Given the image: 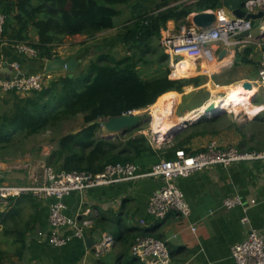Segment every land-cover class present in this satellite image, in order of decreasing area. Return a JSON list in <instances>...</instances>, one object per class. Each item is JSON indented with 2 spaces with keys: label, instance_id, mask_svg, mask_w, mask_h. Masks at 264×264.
I'll return each mask as SVG.
<instances>
[{
  "label": "trees",
  "instance_id": "16d2710c",
  "mask_svg": "<svg viewBox=\"0 0 264 264\" xmlns=\"http://www.w3.org/2000/svg\"><path fill=\"white\" fill-rule=\"evenodd\" d=\"M122 6L135 7L122 27L120 43L127 52L125 57L119 60L100 58L82 68L79 77L73 74L70 78L66 73L40 91L25 95L12 91L0 97L1 152L20 145L22 141H17L20 138L53 131L79 115L83 126L57 140L47 159V166L65 173L87 172L94 175L108 165L130 163L147 171L161 159L173 160L176 151L194 154L203 150L191 151L187 146L194 138L210 133L203 129L218 121L215 116L198 119L196 115H187L186 121L191 125L182 130V134L174 135L172 140L188 133L178 140V144L165 149H156L148 136L138 133L146 125L143 121L123 134L110 137L103 136L98 121L145 110L166 93H182L184 87L203 85L204 76L168 77V56L160 44L161 34L170 21L184 25L190 14L221 7L219 0H0V14L5 17L1 42L27 44L36 52V56L29 59L30 63L38 62L42 66L46 61L59 58L57 49L67 39L75 36L93 39L114 29L115 18L120 15ZM256 24L252 21L253 27ZM31 32L34 40L31 39ZM158 49V60L166 63L165 69L154 62L158 65L157 70L149 78H143L140 67H147L148 62L143 58L147 54L157 55ZM254 50L251 45L236 51L232 67L255 66L252 58ZM204 100L194 101L196 105L191 110L201 107ZM242 111L249 113V107L242 106L239 112ZM42 201L47 202L46 207L48 201L30 194L20 195L11 199L6 210L0 212V264H21L24 261L28 250L27 239L41 227ZM134 217L135 212L123 204L116 217L94 219L88 235L91 236L97 229H110L118 243L131 247L137 236H151L142 227L125 224L126 220ZM121 262L135 264L137 261L131 257L127 261L123 258Z\"/></svg>",
  "mask_w": 264,
  "mask_h": 264
},
{
  "label": "built area",
  "instance_id": "2783aa9c",
  "mask_svg": "<svg viewBox=\"0 0 264 264\" xmlns=\"http://www.w3.org/2000/svg\"><path fill=\"white\" fill-rule=\"evenodd\" d=\"M243 10L251 14L264 13V0H246ZM203 12L215 15V21L211 27L200 29L189 20L181 25L176 33L162 31L161 46L168 56V77L170 79L186 78L176 74L178 66L186 58L193 64L195 74H204L211 79L214 73L210 67L220 61L217 58L219 51L227 49L228 53L225 57L231 59L228 65L219 69L222 70L233 65L236 51L251 45L261 47L264 43L263 40L256 39L253 35L254 27L251 20L233 17L223 7ZM4 20V15L0 14V43H3L1 37ZM256 23H258V32L263 35L264 16ZM12 46L16 53L28 59L36 56V52L25 43H15ZM217 49L219 51H216ZM5 63L0 54V97L12 91L20 95L40 91L52 78V73H46L44 70L39 73L23 74L17 63L10 64L11 75L6 76L4 74ZM248 82L251 84V89L247 90H253V93L245 101L256 108V111L253 115L243 111L236 114L240 115V122L253 119L264 111V52L259 57L255 79ZM213 100L215 99L205 102L206 106L213 103ZM257 100H260V103ZM235 107H231L224 113L235 114ZM134 113L135 111L129 114ZM214 116L216 115L212 113L202 118ZM149 136L153 145L160 143L158 140H153L152 134L149 133ZM263 160L264 153L240 151L230 145L221 146L217 140L212 139L201 151L194 154L185 153L183 150L176 151L173 160L161 159L147 171L140 170L130 163L108 165L102 172L94 175L87 172L65 173L51 166H45L41 176L30 184L0 183V212L6 210L11 199L20 195L30 194L39 200L48 201L46 230L37 229L32 237L52 247L60 248L73 240H84L86 229L92 225L87 212L82 214L86 216L83 219L76 216L68 218L65 215L64 198L71 193H81L122 182H136L143 179L159 180L161 186L153 191L145 205L146 215L153 220H164L169 214L174 213L186 219L191 211L182 191L177 186L178 179L187 178L209 167L226 169L238 162ZM254 204L255 200L249 203V205ZM222 206L232 209L243 206V203L237 196L226 197L222 201ZM241 223L248 224V218L243 217ZM112 242L110 235H103V240L94 245V251L99 252L102 246L108 247ZM130 255L140 264H170V253L165 242L152 236H137L130 247ZM230 256L233 264H264V234L249 227L246 238L231 247Z\"/></svg>",
  "mask_w": 264,
  "mask_h": 264
},
{
  "label": "crops",
  "instance_id": "0c3cea01",
  "mask_svg": "<svg viewBox=\"0 0 264 264\" xmlns=\"http://www.w3.org/2000/svg\"><path fill=\"white\" fill-rule=\"evenodd\" d=\"M180 26L170 21L165 31L174 33L173 30H178ZM175 27L177 28L174 29ZM256 32H253L256 39L264 41V34ZM32 39L34 40L35 37L33 36ZM70 39L87 42L75 45L74 49L64 50L65 48L62 47L61 51L59 50L61 48H58L59 58L76 59L82 62L86 56L94 55L96 49L100 50L105 46L104 40L93 43V40L88 42L84 36H75ZM254 48L252 58L255 69H252L256 76L259 57L264 52V43L261 47L254 46ZM80 49L85 57L76 58L74 52ZM0 54L6 62L4 70L6 76L11 75V63H17L21 72L26 75L44 70V65L41 66L38 62L30 63L25 56L16 53L12 45L4 42L0 43ZM245 68L249 70L251 67L246 66ZM257 102L260 103V100ZM200 108L191 110L192 112L187 113L186 116L196 115L200 119L203 116V108ZM255 111L256 108L249 107V114L253 115ZM176 119H183V117ZM239 130L240 132L237 127H233L231 131L217 134L215 140L221 146L230 145L240 151L264 153V111L255 118L242 122ZM207 140V138H194L187 147L191 151L203 149L211 139ZM157 145L160 144L153 146L159 149ZM160 186L159 180L143 179L89 189L81 193H71L64 198L65 215L68 218L76 216L83 219L86 216L82 214L87 212L92 225L86 229L85 237L91 238L92 235H88V230L92 228L93 220L99 217H116L121 206L125 204L131 212H135V217L129 218L131 222L134 221L133 226L142 227L152 237L165 242L170 253V264H233L230 249L246 238L249 227L264 234V160L238 162L226 169L209 167L187 178L178 179L177 186L182 191L191 211L186 219L174 213L169 214L164 220L147 218L145 213L147 200ZM234 196L242 200L243 206L232 209L224 208L222 201L226 197ZM252 200H255V204L249 205ZM46 203L42 201L44 207L40 211L41 227L37 228L42 231L47 227ZM245 216L248 218V224L243 225L241 219ZM109 230L97 229L95 231L100 233V241L103 240V235H110L115 245L118 240L111 235ZM32 236L30 235L27 239L28 250L23 261L26 264H79L90 251L86 248L84 240H73L63 247L56 248ZM94 250L93 248L91 251L94 252Z\"/></svg>",
  "mask_w": 264,
  "mask_h": 264
},
{
  "label": "rangeland",
  "instance_id": "374dc122",
  "mask_svg": "<svg viewBox=\"0 0 264 264\" xmlns=\"http://www.w3.org/2000/svg\"><path fill=\"white\" fill-rule=\"evenodd\" d=\"M184 1L189 2L191 0H184ZM120 10H121L120 15L115 18L116 27L113 30L103 32L101 33L100 36H96L93 39L90 40L88 39V42L93 40V43L98 40H104L105 46L102 49L100 50L96 49L95 50L96 52L93 53L94 55L90 54L89 56L86 57L85 55H83L82 49L74 52V56L76 58L85 57L83 59L84 62L82 60V62H80V64L74 71V75L76 77H79V73L82 68L86 67L89 63H94L99 61L100 58L102 59L114 58L116 60H119L127 55V52L124 50V48L120 43V38L122 35V27L127 22V20L132 16L135 7L122 6L120 7ZM191 17L192 16L189 15L188 18L190 19ZM257 27H258V23L256 24V27L253 28V32L258 31ZM176 28L177 27H175L174 29ZM173 32L176 33L177 30H173ZM30 34L32 39L33 33L31 32ZM100 37L101 39H98ZM83 41L84 40L76 41L75 39H70V40L67 39V41L62 46L59 47L61 48L59 50L62 51V47L65 48L64 50L74 49V47H76L75 45L80 44ZM86 42L87 41L83 42L82 44ZM159 53L160 50L158 49L157 55L151 56L147 54L143 58L144 61H148L146 65L147 67L143 65L140 67V71L142 73L143 78H149L152 72L154 70H157L158 65L153 64L154 62H158L160 67H162V69L163 68L165 69L166 63L164 61L161 63L158 60ZM220 63H218V65ZM246 66H250L251 68H249V70H246L247 69L245 68ZM217 68H221V66ZM252 68L255 69V66L254 65H245V66L242 65L239 67L231 66L230 68H225L217 71H214L213 69L210 68V70H212L214 73L211 76V79H208V77L204 76V74H200V73L195 74L192 73L193 71H191V73H189L188 76H184V77L186 78L205 77L204 78L205 83L197 88H194L192 86L184 87L182 93L176 92L178 94V100L173 108V117L186 118L187 113L194 111V110L192 111L190 110L192 109L193 106L196 105L193 104L194 101L196 100H200L201 102L203 99H205L203 101L204 102L203 105L201 106L204 107L206 106L205 102H207L209 99L216 100V98H219L216 100L217 102L218 100L223 98L222 96H224V94H226L225 95L226 97L228 94L233 93L239 86L241 85L243 86V82H248L255 78V72ZM64 74H66L65 71L53 72L52 78L49 79V82L46 84V86H48L50 82L53 81L55 78ZM209 80L211 81V83ZM242 106L254 108L250 106V104L246 101L245 102L239 101L237 103L231 104V106L227 110L231 109V107H235L234 108L235 114L222 112L221 114L216 115L215 118H218V121H216L213 125L207 127L205 130L203 129V131H209L210 133L209 134L206 133V135L201 136L200 138L201 139L207 138L208 140L215 139V136L217 134L231 131L233 127H237V130L240 132L239 125H241L242 122H240V115H236V114L239 113ZM151 108L152 106L145 110L136 111L134 113L135 115L140 116L142 121L146 124L144 129H141L138 133H143L148 137H150L149 133L150 134L152 133V121L151 118L150 119L148 118L150 116ZM227 110L225 109L224 111ZM202 117H206V116H202ZM103 122L104 121L101 120L100 125L102 131L105 132L103 128ZM82 126H83L82 117L79 115L67 122H64L57 129L53 131L47 130L35 136L20 138L17 141H22V143L20 145H17L9 149L7 151L9 152V154H6L7 152L0 151V183L27 185L32 183L35 179H38L41 176L44 167L48 165L47 159L51 151L56 147L57 140L65 134L77 132ZM182 130H180L176 134L177 135L182 134ZM186 133H188V131L185 132V134L179 136L178 137L179 139L177 138V140H172V138L174 137L173 136L170 139V141H167L166 143L163 144L159 143L160 145L157 146L160 147L159 149H165L174 146L178 144L179 142L178 140L185 137ZM133 223L134 221L132 222L130 220L125 221V224L130 226H133L134 225ZM129 247H130L129 244L126 243L116 242V244L113 245L112 242V246H108V247L102 246L99 252L97 251L93 252L91 250L88 251L87 257L85 259H81V262H79V264H122L121 260H123V258L126 261L131 260V256L129 254ZM14 264H18V262H14ZM21 264H26V263L22 262ZM135 264L138 263L136 262Z\"/></svg>",
  "mask_w": 264,
  "mask_h": 264
},
{
  "label": "water",
  "instance_id": "95a60500",
  "mask_svg": "<svg viewBox=\"0 0 264 264\" xmlns=\"http://www.w3.org/2000/svg\"><path fill=\"white\" fill-rule=\"evenodd\" d=\"M219 1L221 3V7L227 10L233 17L245 18L253 22H257L258 20L262 19V17L264 16L263 12H259L258 14L246 13L243 10V6L246 0H219ZM214 21H215V15L213 13L199 12V13L194 14L191 17L192 24L195 27L200 28V29L211 27ZM227 53H228L227 49L225 48L219 51V53L217 54L218 60H222L227 55ZM79 62L80 60H76V59L65 60L62 58H57L51 61L44 62V71L46 73L65 71L66 73H68L69 77L72 78L74 71L76 69V66ZM6 79H8V77H6ZM243 86L246 89H251V84L249 82H243ZM212 104L213 103H211L208 106L209 109L207 110L211 114L213 113ZM215 115H218V114H215ZM148 118L150 119V116ZM100 121H98L99 124H100ZM103 121H104L103 128L105 131V132L102 131L103 136L110 137L116 134H123L128 129L136 127L137 125H139L140 122H142V119L140 116L135 115V114H131V115L124 114L118 117H110V118L104 119ZM187 127H188V122L184 121L183 127L179 129H175L174 131L168 133L164 141H161V142L159 141V142L163 144V143H166L167 141H170V139L174 136V134H176L180 130L185 129ZM151 134H152L153 140L156 141L157 140L156 134L153 132ZM99 234L100 233L98 231H95L92 234L91 238L84 239V244L88 250H93L94 245L100 241Z\"/></svg>",
  "mask_w": 264,
  "mask_h": 264
},
{
  "label": "bare ground",
  "instance_id": "6f19581e",
  "mask_svg": "<svg viewBox=\"0 0 264 264\" xmlns=\"http://www.w3.org/2000/svg\"><path fill=\"white\" fill-rule=\"evenodd\" d=\"M226 58L228 59L225 60ZM230 62H231L230 57H225L218 62L220 63L219 65L217 63L210 68L213 69L214 71H217L220 69L217 67L226 66ZM191 71H193L192 73H195L193 64H191L189 59L186 58L184 62L178 66L176 70V74H178V76L184 77L185 75L188 76L189 73H191ZM246 91H247L246 88L241 85L233 93L228 94L225 98H222L217 102L216 100L213 101L212 112L214 114H221L222 112H224L225 109L227 110L231 106V104L237 103L239 101L245 102L246 99H249L248 98L249 95L253 93V90H248L247 92ZM177 100H178L177 93L175 92L166 93L156 101V103L152 106L150 110L151 111L150 118L152 121V132L156 134L157 140L160 142L164 141L168 133L174 131L175 129H179L183 127L184 121H186V118H183L185 119L183 120V119H176L173 117V108ZM208 106L203 107L202 109L203 116L206 115L209 116L211 114L209 113V111H207L209 109Z\"/></svg>",
  "mask_w": 264,
  "mask_h": 264
}]
</instances>
